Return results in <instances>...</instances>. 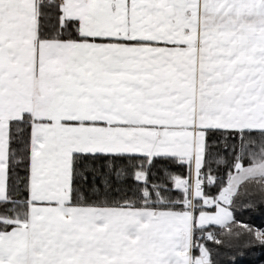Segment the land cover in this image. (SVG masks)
Instances as JSON below:
<instances>
[{
    "label": "snow or ice",
    "instance_id": "6c2138e0",
    "mask_svg": "<svg viewBox=\"0 0 264 264\" xmlns=\"http://www.w3.org/2000/svg\"><path fill=\"white\" fill-rule=\"evenodd\" d=\"M256 251L264 0H0V264Z\"/></svg>",
    "mask_w": 264,
    "mask_h": 264
},
{
    "label": "trees",
    "instance_id": "16d2710c",
    "mask_svg": "<svg viewBox=\"0 0 264 264\" xmlns=\"http://www.w3.org/2000/svg\"><path fill=\"white\" fill-rule=\"evenodd\" d=\"M240 264H264V252L256 251L242 257Z\"/></svg>",
    "mask_w": 264,
    "mask_h": 264
}]
</instances>
